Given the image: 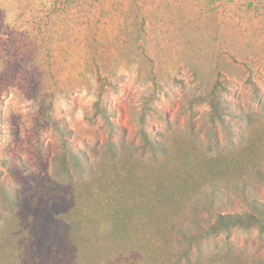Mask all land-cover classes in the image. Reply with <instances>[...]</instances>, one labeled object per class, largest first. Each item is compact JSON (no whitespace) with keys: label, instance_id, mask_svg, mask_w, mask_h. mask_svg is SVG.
Listing matches in <instances>:
<instances>
[{"label":"rangeland","instance_id":"rangeland-1","mask_svg":"<svg viewBox=\"0 0 264 264\" xmlns=\"http://www.w3.org/2000/svg\"><path fill=\"white\" fill-rule=\"evenodd\" d=\"M0 1L19 30L46 20L49 0ZM53 18L46 72L25 32L0 41V264H78L72 239L95 234L112 264L189 246L180 264H264L259 225L199 237L264 209V0H79Z\"/></svg>","mask_w":264,"mask_h":264},{"label":"trees","instance_id":"trees-1","mask_svg":"<svg viewBox=\"0 0 264 264\" xmlns=\"http://www.w3.org/2000/svg\"><path fill=\"white\" fill-rule=\"evenodd\" d=\"M79 0H49L47 3V7L45 10L46 20L36 22V24L33 23L30 18H28L25 21V24H22L21 30L20 28H15V24L11 23L8 15L2 16L0 14V41H5L4 43L7 44V47L10 45L8 44L9 39H12L15 37L16 31L19 32H25L30 39L34 40L37 44V55L34 56L35 59L32 62L34 67L41 68L47 71L46 65H50V60L49 58L51 57L50 52H45L44 46L46 45L48 48H50L48 44V31L47 28L49 24L54 23V16L56 17V14L61 15L62 13L66 12L68 9H71ZM205 2L208 6L210 7H218L220 5H232L236 2V0H202ZM3 1H0V8H2V3ZM252 2H249V6L251 7ZM33 17V16H32ZM24 21V20H23ZM15 29V30H14ZM8 50V49H7ZM48 51V50H47ZM1 52V51H0ZM43 54V56H42ZM33 67V68H34ZM211 102L214 103L215 97L211 96ZM56 123L55 121H53ZM56 127L57 124H55ZM255 212L253 213H246V214H227L220 216L219 219L215 224L210 226L209 228L205 229L203 232L199 234V237L201 238H209V237H214L218 233L225 231L228 232L229 229L234 226L235 224H238L239 226H252V225H259L260 226V231L264 232V209L259 207L258 205H254ZM186 231H182L181 234L188 238L190 241H193L197 238V236L193 234H186ZM81 233V232H80ZM63 236V235H62ZM81 236V235H80ZM61 237V236H60ZM59 237V238H60ZM110 235H100V234H95L91 235L90 237H83L80 240L72 239L78 246L77 253H78V264H102L101 261V254L105 256V261H107L109 256H113V247L110 248L106 244L110 243L112 240L110 239ZM82 240H86L85 243H81ZM78 241V242H77ZM80 241V243H79ZM98 244H102L100 247H103L102 252L100 249H98L99 246ZM191 246L179 250V252H175L176 259H171V258H163L161 261L162 264H180L179 260L182 258H186L187 261H189V254L191 253ZM118 250L116 251L119 255H124L128 251L123 250ZM60 257V256H59ZM204 257V256H203ZM63 259V256L59 258V260ZM106 264H112L111 261H107Z\"/></svg>","mask_w":264,"mask_h":264}]
</instances>
